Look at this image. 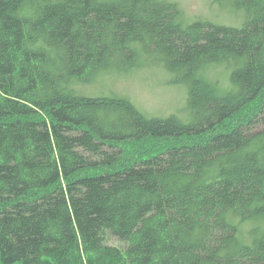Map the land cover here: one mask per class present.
Listing matches in <instances>:
<instances>
[{"label": "trees", "instance_id": "obj_1", "mask_svg": "<svg viewBox=\"0 0 264 264\" xmlns=\"http://www.w3.org/2000/svg\"><path fill=\"white\" fill-rule=\"evenodd\" d=\"M174 8L0 0V264H264V241L245 244L229 218L264 204V5L241 28H183ZM140 55L188 75L206 112L148 119L70 86ZM226 61L237 91L196 93L201 69Z\"/></svg>", "mask_w": 264, "mask_h": 264}, {"label": "rangeland", "instance_id": "obj_2", "mask_svg": "<svg viewBox=\"0 0 264 264\" xmlns=\"http://www.w3.org/2000/svg\"><path fill=\"white\" fill-rule=\"evenodd\" d=\"M176 9V21L181 27L195 22H211L213 24L241 28L249 15L248 7L252 10L256 5H264V0H251L252 4L244 0H159ZM241 3L242 5L238 4ZM263 7V6H262ZM137 66L126 71L117 68H109L100 73H95L87 80L74 81L70 86L77 94L99 97H116L130 101V106L148 119L177 118L183 123H191L208 109L205 106H193L189 104V77L185 75L177 82L179 77L171 72L166 63L158 56L147 57L140 55ZM144 60V61H143ZM235 66L230 61L209 63L197 74L201 84L194 83L195 92L209 96V99L219 100L218 95L234 93L232 74ZM189 87V88H188ZM207 87V88H206ZM214 101V100H213ZM140 138V137H139ZM138 139V138H135ZM129 141L134 144V141ZM136 146V144L134 145ZM167 146L166 140H157L137 150L135 157L144 158L152 153L159 152ZM215 174L209 175L214 177ZM196 178H194V181ZM258 215H253L244 221L229 218L234 225H238V239L245 244H251L255 237L264 241V204Z\"/></svg>", "mask_w": 264, "mask_h": 264}]
</instances>
